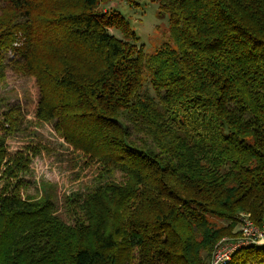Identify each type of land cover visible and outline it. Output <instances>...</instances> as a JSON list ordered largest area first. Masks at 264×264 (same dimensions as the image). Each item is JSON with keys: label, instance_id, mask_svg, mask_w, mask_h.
I'll return each instance as SVG.
<instances>
[{"label": "trees", "instance_id": "obj_1", "mask_svg": "<svg viewBox=\"0 0 264 264\" xmlns=\"http://www.w3.org/2000/svg\"><path fill=\"white\" fill-rule=\"evenodd\" d=\"M106 1L0 0V264H209L241 214L264 220V0H146L168 22L152 50ZM7 70L92 171L67 218L52 183L23 192L40 150H9L26 115Z\"/></svg>", "mask_w": 264, "mask_h": 264}, {"label": "rangeland", "instance_id": "obj_2", "mask_svg": "<svg viewBox=\"0 0 264 264\" xmlns=\"http://www.w3.org/2000/svg\"><path fill=\"white\" fill-rule=\"evenodd\" d=\"M101 7L120 11L130 22L131 28L137 32L139 44L148 50L159 44L166 34L167 17L159 16L157 2L108 0L103 2ZM111 32L122 37L114 29ZM1 93L11 106H21L26 115L23 131H16L8 140L9 150L15 152L27 144H34L40 150L33 158L30 173L25 175L28 184L23 190L24 194L40 196L39 183L41 181L52 183L57 210L60 215L67 218L65 196L86 192L93 182L92 171L82 169L79 163L72 161L70 149H67L66 143L56 134L51 124L36 122L34 115L38 88L33 78L19 76L7 70V78Z\"/></svg>", "mask_w": 264, "mask_h": 264}, {"label": "built area", "instance_id": "obj_3", "mask_svg": "<svg viewBox=\"0 0 264 264\" xmlns=\"http://www.w3.org/2000/svg\"><path fill=\"white\" fill-rule=\"evenodd\" d=\"M260 244H264V220L258 224L241 214L239 234L222 237L215 245L209 264H228L238 250Z\"/></svg>", "mask_w": 264, "mask_h": 264}]
</instances>
